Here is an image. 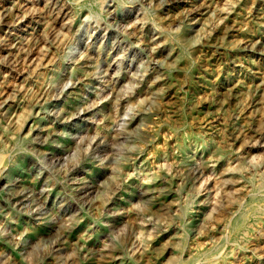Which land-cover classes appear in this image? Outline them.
I'll list each match as a JSON object with an SVG mask.
<instances>
[{
	"label": "rangeland",
	"instance_id": "rangeland-1",
	"mask_svg": "<svg viewBox=\"0 0 264 264\" xmlns=\"http://www.w3.org/2000/svg\"><path fill=\"white\" fill-rule=\"evenodd\" d=\"M20 1L13 28L36 54L0 66V101L13 95L0 106V233H22L37 254L54 240L52 264H264V135L254 148L237 137L264 128V102L238 110L264 76V0H189L175 9H161V0ZM203 1L213 11L195 18L191 3ZM45 2L70 14L62 27L51 26ZM40 22L44 40H33ZM121 131L138 136L126 162L81 159L110 153L107 142L97 145L105 135L124 140ZM38 157L49 169L63 164L67 183L51 180ZM0 250L13 254L5 240Z\"/></svg>",
	"mask_w": 264,
	"mask_h": 264
},
{
	"label": "bare ground",
	"instance_id": "bare-ground-1",
	"mask_svg": "<svg viewBox=\"0 0 264 264\" xmlns=\"http://www.w3.org/2000/svg\"><path fill=\"white\" fill-rule=\"evenodd\" d=\"M6 1V0H5ZM28 1V0H27ZM189 0H161L160 2H159V7L162 9V8H165V9H167V8H172V9H175V5L176 4H178V3H180V2H188ZM202 1V0H201ZM223 1V0H222ZM227 1V0H226ZM237 1V0H236ZM246 1V0H245ZM255 1V0H254ZM259 1V0H258ZM257 1V2H258ZM30 2V1H29ZM198 2V1H197ZM204 2V1H203ZM224 2V1H223ZM229 2V1H228ZM231 2H232V0H231ZM234 2V1H233ZM247 2V1H246ZM251 3H252V1H250ZM46 4L43 6L46 10H51L50 11V21H51V26H61L62 27V24H63V19L65 18L66 19V16L69 14V13H67V11L65 10V8L61 5V4H49L48 2H45ZM243 3V2H242ZM254 3V2H253ZM252 3V4H253ZM6 4V3H5ZM5 4H3L1 7H0V66L1 67H6V68H8V69H10L9 67H11L12 65H13V63H16V62H13V61H16V59L17 60H20L21 61V63H23L22 62V60L21 59H23V58H28V56L30 55V57L32 58V56H34V54H36V52L32 49V46H31V43L30 42H28V41H25V40H22L20 37H18V34L15 32L16 30L13 28V25H14V18H15V16L16 15H19V13L21 12V10L23 9L22 8V6L25 4V3H23V1L21 2L20 0H16V1H14V4L13 5H10V6H7V5H5ZM30 4V3H29ZM42 4H44V3H42ZM101 4V3H100ZM214 4V3H213ZM221 4V3H220ZM240 4V3H239ZM257 4V3H256ZM259 4V3H258ZM65 5V4H64ZM223 5H225L224 3H223ZM233 5V4H232ZM235 5V4H234ZM247 5H249V2L247 3ZM254 5V4H253ZM26 6V5H25ZM30 6V5H29ZM42 6V5H41ZM41 6H40V8H41ZM209 6H210V4H209V2H204V3H194V2H192L191 3V8H190V12L191 13H193L194 14V17L196 18L197 16H204V15H209V13H210V11H209V13H208V8H209ZM213 6V5H212ZM258 6V5H257ZM28 7V6H27ZM42 7V8H43ZM185 7V6H184ZM228 7V6H227ZM230 7V6H229ZM248 7V6H247ZM249 7H250V5H249ZM32 8H33V5H32ZM31 8V9H32ZM35 8V7H34ZM188 8V7H187ZM212 8V7H211ZM211 8H209L210 10H212ZM259 8V7H258ZM26 9V8H25ZM24 9V10H25ZM227 9H231V8H227ZM240 9V8H239ZM248 9V8H247ZM249 9H251V8H249ZM248 9V10H249ZM45 10V11H46ZM219 10H221V9H219ZM245 10H246V8H245ZM252 10V9H251ZM34 11V10H33ZM213 11V10H212ZM230 11V10H229ZM228 11V12H229ZM232 11V10H231ZM243 11H244V9H243ZM258 11V10H257ZM221 12H222V10H221ZM227 12V11H226ZM31 13V12H30ZM44 13V12H43ZM169 13V12H168ZM222 13H224V12H222ZM237 13V12H236ZM242 13V12H241ZM240 13V14H241ZM248 13V12H247ZM255 13V12H254ZM253 13V14H254ZM258 13V12H257ZM262 13V12H261ZM21 14V13H20ZM34 14V13H33ZM32 14V15H33ZM163 14H165V13H163ZM174 14V13H173ZM188 14V13H187ZM221 14V13H220ZM259 14V13H258ZM25 15H26V13H25ZM28 15H31V14H28ZM70 15V14H69ZM68 15V16H69ZM215 15H216V13H215ZM246 15V14H245ZM247 15H249V14H247ZM246 15V16H247ZM261 14H259V16H260ZM227 16H228V13H227ZM258 16V17H259ZM19 17H21V16H19ZM48 17V16H47ZM144 17V16H143ZM143 17H142V19H143ZM207 17V16H206ZM211 17H213V16H211ZM233 17H234V15H233ZM263 17V16H262ZM21 18H23V17H21ZM138 18V17H137ZM202 18V17H201ZM18 19H20V18H18ZM18 19L16 20V21H18ZM29 19H30V17H29ZM34 19V18H33ZM39 19H41V18H39ZM190 19V18H189ZM198 19H200V17H198ZM203 19V18H202ZM220 19H222L221 17H220ZM227 19V18H226ZM232 19H235V18H232ZM231 19V20H232ZM243 19H245V17L243 18ZM250 19V18H249ZM22 20V19H21ZM194 20V19H193ZM212 20V19H211ZM228 20V19H227ZM236 20V19H235ZM258 20V19H257ZM15 21V22H16ZM23 21V20H22ZM34 21V20H33ZM37 21H39V20H37ZM137 21V20H136ZM142 21V20H141ZM145 21V20H144ZM21 22V21H20ZM48 22V21H47ZM138 22V21H137ZM140 22V21H139ZM215 22H216V20H215ZM217 22H218V20H217ZM224 23H225V21H223ZM250 22V21H249ZM19 23V22H18ZM27 23V22H26ZM32 23V22H31ZM46 23V22H45ZM174 23V22H173ZM178 23V22H177ZM191 23H193V22H191ZM212 23V22H211ZM231 23H235V22H231ZM239 23V22H238ZM241 23H242V21H241ZM243 23H244V21H243ZM251 23V22H250ZM21 24V23H20ZM153 24V23H152ZM194 24V23H193ZM210 24V23H209ZM208 24V25H209ZM256 24V23H255ZM262 24V23H261ZM35 25H36V23H35ZM66 25V24H65ZM150 26H151V24H149ZM175 25V24H174ZM199 25V24H198ZM213 24H211L210 26H212ZM217 25V24H216ZM248 25V24H247ZM44 23L43 22H40V29L38 30V31H35L34 33H33V40H35V39H40V38H42V33H41V31L42 30H45L44 29ZM50 26V27H51ZM142 26H143V23H142ZM161 26H162V24H161ZM176 26H177V24H176ZM244 26V25H243ZM242 26V27H243ZM259 26V25H258ZM4 27H9V29H7V30H4L3 28ZM26 27V26H25ZM49 27V28H50ZM70 27V26H69ZM159 27H160V25H159ZM163 27V26H162ZM216 27V26H215ZM224 27H225V25H224ZM236 27V26H235ZM234 27V28H235ZM249 27V29H250V26H248ZM251 27H253V26H251ZM257 27V26H256ZM261 27H263V26H261ZM152 28V27H151ZM151 28H150V30H151ZM206 28H208V27H206ZM214 28V27H213ZM238 28V27H237ZM58 29V28H57ZM63 29V28H62ZM62 29H58L59 30V32H60V30H62ZM133 29V28H132ZM158 29V28H157ZM164 29V28H163ZM210 29V28H209ZM236 29V28H235ZM248 29V30H249ZM257 29V28H256ZM15 30V31H14ZM29 30V29H28ZM52 29L50 28V33H52L51 35H53L54 34V32H52L51 31ZM56 30V29H55ZM58 30H56V31H58ZM67 30V29H66ZM136 30V29H135ZM170 30V29H169ZM214 30H216L215 28H214ZM224 30H225V28H224ZM248 30H247V32H248ZM252 30H253V28H252ZM31 31H33V30H31ZM47 31V30H46ZM55 31V32H56ZM63 31H64V29H63ZM162 31V30H161ZM167 31V30H166ZM237 31V30H236ZM261 31V30H260ZM150 32H152V31H150ZM158 32V31H157ZM163 32V31H162ZM169 32V31H168ZM208 32V31H207ZM222 32V31H221ZM235 32V31H234ZM253 32V31H252ZM259 32V31H258ZM170 33V32H169ZM231 33H232V31H231ZM263 33V32H262ZM261 33V34H262ZM49 34V33H48ZM171 34V33H170ZM247 34V33H246ZM61 35V34H60ZM155 35V34H154ZM229 35H230V33H229ZM233 35V34H232ZM245 35V34H244ZM28 36V35H27ZM45 36V35H44ZM151 36H153V35H151ZM216 36V35H215ZM223 36V35H222ZM50 37V36H49ZM53 38H54V36H52ZM62 37V36H61ZM64 37V36H63ZM160 37V36H159ZM244 37V36H243ZM246 37H248V36H246ZM251 37V36H250ZM249 37V38H250ZM259 37V36H258ZM261 37V36H260ZM53 38H52V40H53ZM248 38V39H249ZM43 39V38H42ZM221 39V38H220ZM262 39V38H261ZM44 40V39H43ZM216 40V39H215ZM244 40V39H243ZM252 40V39H251ZM250 40V41H251ZM256 40H258V38L256 37ZM59 41V40H58ZM58 41H56V42H58ZM150 41V40H149ZM206 41V40H205ZM224 41V40H223ZM250 41H245V49L248 47H252V46H250ZM253 41V40H252ZM251 41V42H252ZM55 42V43H56ZM69 42V41H68ZM151 42V41H150ZM159 42V41H158ZM204 42V41H203ZM255 42V41H254ZM43 43H45L44 41H43ZM49 43V42H48ZM54 43V44H55ZM152 43H154V42H152ZM223 43V42H222ZM39 44H41V43H39ZM151 44V43H150ZM215 44V43H214ZM32 45H34V44H32ZM38 45V44H37ZM264 45V44H263ZM39 46V45H38ZM38 46H37V48H38ZM40 47H41V45H40ZM58 47V46H57ZM205 47V46H204ZM53 48V47H52ZM201 48V47H200ZM212 48H213V46H212ZM205 49H208V48H206L205 47ZM211 49V48H210ZM244 49V50H245ZM252 49V48H251ZM254 49V48H253ZM259 49H260V47H259ZM258 49V50H259ZM264 49V48H263ZM53 50V49H52ZM204 50V49H203ZM211 50H213V49H211ZM38 51V50H37ZM205 51H208V50H205ZM216 51V50H215ZM247 51V50H246ZM261 51V50H260ZM44 52H45V49H44ZM167 52V51H166ZM222 52V51H221ZM224 52V51H223ZM229 52V51H228ZM262 52V51H261ZM46 53V52H45ZM51 53V52H50ZM175 53V52H174ZM215 53V52H214ZM235 53H236V51H235ZM241 53H242V51H241ZM240 53V54H241ZM247 53V52H246ZM264 53V52H263ZM158 54V53H157ZM203 54V53H202ZM224 54V53H223ZM232 54V53H231ZM243 54V53H242ZM38 55H42V53L41 54H38ZM165 55V54H164ZM175 55V54H174ZM204 55V54H203ZM206 55V54H205ZM208 55V54H207ZM222 55V54H221ZM236 55V54H235ZM88 56V55H87ZM160 56V55H159ZM224 56V55H223ZM36 57L38 58V56L36 55ZM156 57V56H155ZM228 57V56H227ZM261 57V56H260ZM37 58H35V59H37ZM161 58V57H160ZM236 58H238V57H236ZM39 59V58H38ZM48 59V58H47ZM156 59V58H155ZM205 59V58H204ZM230 59V58H229ZM30 60V59H29ZM43 60H46V58H44ZM169 60V59H168ZM192 60V59H191ZM213 60V59H212ZM47 61V60H46ZM46 61H44V62H46ZM158 61V60H157ZM156 61V62H157ZM172 61V60H171ZM208 61V60H207ZM219 61V60H218ZM223 61V60H222ZM222 61H220L221 63H222ZM227 61V60H226ZM230 61V60H229ZM242 61V60H241ZM245 61V60H244ZM262 61V60H261ZM27 62H28V60H27ZM168 62V61H167ZM206 62V61H205ZM216 62V61H215ZM234 62V61H233ZM251 62H253V61H251ZM256 62V61H255ZM31 63V62H30ZM173 63V62H172ZM35 64V63H34ZM38 64H40L39 62H38ZM84 64V63H83ZM157 64V63H156ZM210 64V63H209ZM214 64V63H213ZM244 64V63H243ZM250 64V63H249ZM255 64V63H254ZM260 64V63H259ZM18 65V64H17ZM16 65V66H17ZM217 66H218V64H216ZM233 65V64H232ZM251 65V64H250ZM249 65V66H250ZM257 65V64H256ZM21 66H23V65H21ZM202 66V65H201ZM206 66V65H205ZM211 66V65H210ZM214 66V65H213ZM248 66V65H247ZM157 67V66H156ZM203 67V66H202ZM216 67V66H215ZM214 67V68H215ZM224 67V66H223ZM233 67V66H232ZM245 67V66H244ZM22 68V67H21ZM24 68V67H23ZM242 68V67H241ZM247 68V67H246ZM245 68V69H246ZM27 69V68H26ZM85 69V68H84ZM199 69H201V68H199ZM208 69V68H207ZM206 69V70H207ZM248 69H250L249 67H248ZM252 70H253V68H251ZM255 69V68H254ZM260 69V68H259ZM258 69V70H259ZM264 69V68H263ZM28 70V69H27ZM204 70H205V68H204ZM211 70V69H210ZM225 70H226V68H225ZM237 70V69H236ZM235 70V71H236ZM257 70V69H256ZM3 71H5V70H3ZM8 71V70H7ZM157 71V70H156ZM200 71V70H199ZM208 71V70H207ZM237 71H239V70H237ZM243 71H245V70H243ZM263 71V70H262ZM206 72V71H205ZM210 72V71H209ZM250 72V71H249ZM155 73V72H154ZM165 73V72H164ZM163 73V74H164ZM211 73V72H210ZM231 73H233V72H231ZM239 73V72H238ZM246 73V72H245ZM262 73H264V71L262 72ZM241 74V73H240ZM252 74V73H251ZM257 74H258V72H257ZM226 75V74H225ZM239 75V74H238ZM261 75V74H260ZM78 76H80V75H78ZM77 76V77H78ZM237 76V75H236ZM241 76V75H240ZM253 76V75H252ZM257 76V75H256ZM4 77V75L0 72V80L2 79ZM224 78H225V76H223ZM238 77V76H237ZM135 78V77H134ZM155 78H156V76H155ZM166 78H167V76H166ZM186 78V77H185ZM195 78V77H194ZM158 78H156V80H157ZM218 79V78H217ZM159 80V79H158ZM226 80H228V79H226ZM235 80V79H234ZM241 80H242V78H241ZM261 80V79H260ZM259 80V81H260ZM13 81V80H12ZM17 81V80H16ZM18 81H20V80H18ZM148 81V80H147ZM163 81V80H162ZM218 81V80H217ZM232 81H233V78H232ZM237 81V80H236ZM244 81V80H243ZM14 82V81H13ZM205 82V81H204ZM235 82V81H234ZM258 82V81H257ZM12 83V82H11ZM20 83V82H19ZM155 83V82H154ZM157 83V82H156ZM219 83V82H218ZM233 83V82H232ZM240 83V82H239ZM245 83H246V81H245ZM181 84V83H180ZM214 84H216V83H214ZM213 84V85H214ZM224 84V83H223ZM227 84V83H226ZM225 84V85H226ZM241 84V83H240ZM247 84H250V83H247ZM31 85V84H30ZM243 85V84H242ZM241 85V86H242ZM11 86L12 87H15V86H13V84H11ZM20 86V85H19ZM28 86V85H27ZM146 86V85H145ZM144 86V88H146ZM161 86V85H160ZM200 86V85H199ZM230 86V85H229ZM236 86H238V85H236ZM247 86V85H246ZM249 86V85H248ZM150 87V86H149ZM175 87H176V84H175ZM183 87V86H182ZM194 87V86H193ZM214 87H215V85H214ZM220 87V86H219ZM143 88V89H144ZM19 89V88H18ZM156 89V88H155ZM180 89V88H179ZM185 89V88H184ZM197 89V88H196ZM210 89V88H209ZM212 89V88H211ZM217 89V88H216ZM234 89V88H233ZM4 90H5V88H4ZM11 90V89H10ZM181 90V89H180ZM243 90V89H242ZM1 91V90H0ZM143 91V90H142ZM149 91H150V89H149ZM161 91V90H160ZM166 91H168V90H166ZM191 91V90H190ZM223 91V90H222ZM148 92V91H147ZM181 92V91H180ZM216 92V91H215ZM261 92V93H260ZM6 93V92H5ZM144 93H145V91H144ZM173 93V92H172ZM140 94V93H139ZM155 94V93H154ZM246 94V93H245ZM244 94V95H245ZM251 94V96L248 98V99H246L245 98V100L242 102V104L240 105V107H239V109L238 110H240V111H248V112H251V108H252V106H253V103L254 102H257V103H259L260 102V104L262 103V102H264V76H263V79L258 83V84H256L255 85V88H254V90H253V92L252 93H250ZM9 96L5 99V100H3V101H0V106H5L6 104H7V102H9V101H11V99H12V96H10V94H8ZM180 95V94H179ZM209 95H211V94H209ZM213 95H214V93H213ZM247 95V94H246ZM171 96V95H170ZM232 96V95H231ZM221 97H223V95L221 96ZM229 97V96H228ZM247 97H248V95H247ZM98 98V97H97ZM242 98V97H241ZM173 99V98H172ZM165 100V99H164ZM236 100V99H235ZM166 101H168V99H166ZM12 102V101H11ZM229 102V101H228ZM227 102V103H228ZM163 103V102H162ZM256 103V104H257ZM207 104V103H206ZM260 104H257V105H260ZM255 105V104H254ZM116 106V105H115ZM178 106V105H177ZM218 106V105H217ZM262 107V106H261ZM175 108V107H174ZM212 108V107H211ZM214 108V107H213ZM238 108V107H237ZM256 108V107H255ZM95 109V108H94ZM93 110V109H92ZM171 110H172V108H171ZM255 110H257V109H255ZM255 110H253L254 111V113L256 112ZM1 111V110H0ZM96 111V110H95ZM151 111V110H150ZM239 112V111H238ZM247 112V113H248ZM145 113V112H144ZM233 113H234V111H233ZM236 113V112H235ZM234 113V114H235ZM241 113V112H240ZM252 113V112H251ZM254 113H253V115H254ZM262 113V112H261ZM211 114V113H210ZM228 114V113H227ZM237 114V113H236ZM218 115V114H217ZM216 115V116H217ZM225 115V114H224ZM231 115V114H230ZM119 116V115H118ZM232 116V115H231ZM230 116V117H231ZM237 116V115H236ZM241 116V115H240ZM244 116V115H243ZM258 116V115H257ZM204 117V116H203ZM222 117V116H221ZM234 117H235V115H234ZM251 117V116H250ZM253 117V116H252ZM261 117V116H260ZM3 118H5V117H3ZM117 118V117H116ZM235 119V118H234ZM245 119V118H244ZM224 120V119H223ZM228 120V119H227ZM202 121V120H201ZM206 121V120H205ZM212 121V120H211ZM210 121V122H211ZM219 122H221V121H219ZM213 123V122H212ZM212 123H210V124H212ZM227 123H229V122H227ZM258 123H260V122H258ZM37 124V123H36ZM35 124V125H36ZM134 124V123H133ZM133 124H131L132 126H133ZM218 124V123H217ZM208 125V124H207ZM228 126V125H227ZM256 126V125H255ZM238 127H240V126H238ZM23 128V127H22ZM219 128V127H218ZM207 129V128H206ZM214 129V128H213ZM240 129V128H239ZM252 129H254V128H252ZM202 130V129H201ZM222 130V129H221ZM255 130H256V128H255ZM34 131V130H33ZM124 131V130H123ZM208 131V130H207ZM210 131V130H209ZM239 131V130H238ZM204 133V132H203ZM210 133V132H209ZM248 132H246V130H244V131H242L239 135H237V137H239V136H243V138L245 139L246 137L247 138H249L248 140H246V142H245V144H246V146H250V145H252V147H253V145L256 143V142H258V141H260V140H262L261 138L263 137V135H264V128H262V127H259L257 130H256V133H254L253 132V134H250V135H248L247 134ZM227 134V133H226ZM233 134V133H232ZM212 135V134H211ZM228 135V134H227ZM230 135V134H229ZM228 135V136H229ZM45 136V135H44ZM221 137H224V136H222L221 135ZM220 137V138H221ZM231 137V136H230ZM116 138V137H115ZM121 138V137H120ZM120 138L118 139V140H120ZM123 139V138H122ZM231 139V138H230ZM238 139V138H237ZM242 140V139H241ZM264 140V139H263ZM117 141V140H116ZM123 141V140H122ZM244 141V140H243ZM220 142V141H219ZM240 142V141H239ZM260 143V142H259ZM223 145V144H222ZM237 145V144H236ZM262 145V144H261ZM223 147V146H222ZM240 147V146H239ZM238 147V148H239ZM257 147V146H256ZM258 147H260V146H258ZM226 148V147H225ZM230 148V147H229ZM254 148V147H253ZM243 149V148H242ZM245 149H248V148H245ZM240 151V150H239ZM242 151V150H241ZM245 151V150H244ZM249 151V150H248ZM247 151V152H248ZM2 152V151H1ZM7 152V151H6ZM10 152V151H9ZM246 152V153H247ZM4 153V152H3ZM229 153V152H228ZM15 154V153H14ZM5 155H7V154H5ZM2 156H3V154H2ZM9 156V155H8ZM11 157V156H10ZM248 157V156H247ZM234 158V157H233ZM240 158V157H239ZM242 158V157H241ZM231 159V158H230ZM210 160H211V158H210ZM213 160V159H212ZM215 160V159H214ZM225 160V159H224ZM238 160V159H237ZM228 161V160H227ZM226 161V162H227ZM232 161H233V159H232ZM231 161V162H232ZM236 161V160H235ZM0 162H2V161H0ZM11 162V161H10ZM215 162V161H214ZM213 163V162H212ZM232 164V163H231ZM227 166V165H226ZM230 166H232V165H230ZM263 166H264V164H263ZM212 167V166H211ZM1 168V167H0ZM4 168V167H3ZM229 168V167H228ZM227 168V169H228ZM233 168V167H232ZM231 168V169H232ZM262 169H263V167H261ZM224 169H226V167L224 168ZM224 169H222V170H224ZM221 170V171H222ZM261 170V169H260ZM1 171V170H0ZM259 171V170H258ZM257 171V172H258ZM262 171V170H261ZM225 172V171H224ZM231 172V171H230ZM263 172V171H262ZM232 173V172H231ZM224 174H226V172L224 173ZM237 174V173H236ZM210 176V175H209ZM228 177V176H227ZM236 177V176H235ZM225 178V177H224ZM231 178V177H230ZM229 178V179H230ZM241 178V177H240ZM228 179V178H227ZM229 179H228V181H229ZM233 179V178H232ZM239 179V178H238ZM235 179H233V181H234ZM226 181V180H225ZM235 182V184H236V181H234ZM233 182V183H234ZM116 183V182H115ZM220 184L221 183H223L222 181L221 182H219ZM232 183V184H233ZM244 183V182H243ZM226 184H227V182H226ZM231 184V183H230ZM237 185V184H236ZM235 185V186H236ZM221 186V185H220ZM223 186V185H222ZM221 186V187H222ZM237 186H239V185H237ZM116 187V186H115ZM241 187H243V186H241ZM240 187V188H241ZM245 187V186H244ZM238 187H236V189H235V191H237L238 189H237ZM158 189V188H157ZM143 191H144V189H143ZM142 191V192H143ZM174 191V190H173ZM144 193V192H143ZM233 193V192H232ZM147 194V193H146ZM169 194V193H168ZM144 195V194H143ZM231 197V196H230ZM230 197H228V198H230ZM227 201V200H226ZM229 202V201H228ZM167 203V202H166ZM231 203V202H230ZM170 204V203H169ZM168 204V205H169ZM228 205H229V203H228ZM163 206H165V204H163ZM168 207V206H167ZM174 208V207H173ZM176 209H177V206L175 207ZM165 209H167V208H165ZM175 209V210H176ZM170 211V210H169ZM229 211V210H228ZM1 213V212H0ZM138 213V212H137ZM224 215H226V214H224ZM131 218V217H130ZM63 221V220H62ZM67 222V221H66ZM56 226H57V224H56ZM66 226V225H65ZM118 227V226H117ZM62 228V227H61ZM78 231V230H77ZM52 232V231H51ZM50 232V233H51ZM89 232V231H88ZM108 232V231H107ZM63 233V232H62ZM49 234V233H48ZM88 234V233H87ZM46 235H47V233H46ZM76 235V234H75ZM60 236V235H59ZM90 236V235H89ZM77 237V236H76ZM85 237V236H84ZM88 237V236H87ZM30 238V237H29ZM67 238V237H66ZM166 237H164V239H165ZM85 240H86V238H84ZM38 240V239H37ZM34 241H36L35 239H34ZM39 241V240H38ZM54 241V240H53ZM71 241V240H70ZM152 241V240H151ZM33 242V241H32ZM121 242V241H120ZM79 243V242H78ZM264 243V242H263ZM36 244V243H35ZM72 244V243H71ZM105 244V243H104ZM108 244V243H107ZM64 245V244H63ZM87 245V244H86ZM102 245V244H101ZM100 245V246H101ZM109 245V244H108ZM111 245V244H110ZM113 245H115V243L114 244H112V246ZM57 246V245H56ZM61 246V245H60ZM252 246V245H251ZM257 246H259V245H257ZM40 247V246H39ZM70 247V246H69ZM74 247H76V246H74ZM90 247V246H89ZM93 247V246H92ZM114 247V246H113ZM250 247V246H249ZM253 247H255V246H253ZM253 247H250V248H253ZM64 248V247H63ZM94 248V247H93ZM99 248V247H98ZM102 248V247H101ZM260 248V247H259ZM258 248V249H259ZM38 249V248H37ZM137 249V248H136ZM255 249H257V248H254V250ZM261 249V248H260ZM63 250V249H62ZM64 250H65V248H64ZM69 250H71V247H70V249ZM68 250V251H69ZM66 251V250H65ZM72 251V250H71ZM74 251V250H73ZM84 251V250H83ZM252 251V250H251ZM261 251H262V249H261ZM260 251V253H264V250H263V252H261ZM103 252V251H102ZM101 252V253H102ZM106 252V251H105ZM108 252V251H107ZM258 252H259V250H258ZM74 253V252H73ZM100 253V254H101ZM104 253V252H103ZM116 253H118V252H116ZM115 253V254H116ZM251 253V252H250ZM107 254V253H106ZM120 254V253H119ZM254 254V253H253ZM83 255V254H82ZM248 255V254H247ZM72 256V255H71ZM263 256V255H262ZM114 257H115V255H114ZM76 261V260H75ZM74 264V263H73Z\"/></svg>",
	"mask_w": 264,
	"mask_h": 264
},
{
	"label": "clouds",
	"instance_id": "clouds-1",
	"mask_svg": "<svg viewBox=\"0 0 264 264\" xmlns=\"http://www.w3.org/2000/svg\"><path fill=\"white\" fill-rule=\"evenodd\" d=\"M122 122L117 125L118 130H123L128 121L127 114L121 118ZM101 132H104V127H101ZM124 136V140L120 142H112L107 140V136H102L100 145H104L106 142L111 148V152H98L93 151L91 156L85 154L81 157L82 160L93 164L94 167H112L113 164H119L126 162V155L133 150V146L138 140V136L135 132L125 133L120 132ZM42 169H49L48 163L44 159L37 158ZM15 163V162H13ZM18 166V165H17ZM50 170V179L56 183L66 184L67 173L64 165L61 164L59 167H53ZM15 178H9V184L14 183ZM15 207V206H13ZM22 211L21 209H16ZM42 239V238H41ZM0 240H5L8 245L13 249V254H9L6 250H0V264H52L48 257L55 259L56 255L59 254V249L56 247L55 241H49V247L41 245L39 247V253H36V244H30L26 238H23V234L20 232L8 233L7 231L0 233ZM57 264H65L63 258L57 261Z\"/></svg>",
	"mask_w": 264,
	"mask_h": 264
}]
</instances>
